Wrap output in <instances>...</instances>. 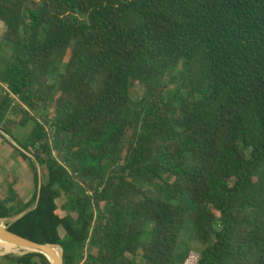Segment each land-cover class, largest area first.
I'll return each instance as SVG.
<instances>
[{"label":"trees","instance_id":"16d2710c","mask_svg":"<svg viewBox=\"0 0 264 264\" xmlns=\"http://www.w3.org/2000/svg\"><path fill=\"white\" fill-rule=\"evenodd\" d=\"M5 48L0 128L43 179L10 231L65 264H187L193 224L197 264H264V0H0ZM0 139L34 177L11 218L39 175Z\"/></svg>","mask_w":264,"mask_h":264},{"label":"rangeland","instance_id":"374dc122","mask_svg":"<svg viewBox=\"0 0 264 264\" xmlns=\"http://www.w3.org/2000/svg\"><path fill=\"white\" fill-rule=\"evenodd\" d=\"M11 50V49H10ZM9 48H5L2 55H1V59H0V70L2 68V70L0 71V75H4L6 69H7V65L10 61L11 58V53ZM12 52V51H11ZM10 54V56H9ZM54 81V80H53ZM1 93V90H0ZM31 129H33V125L31 124L28 128L26 129H20L17 130L16 132V136L17 138L24 142ZM15 152V151H14ZM18 156V153H7L6 151L3 152V155H1L0 157L3 158L2 160V164H0V203L3 204H13V202H16V200L18 201L19 199H14L15 198V193L14 191L11 189L10 185L15 183L16 180L18 181L21 177L22 174L21 172H18V170H15L12 168L13 163L15 162L16 157ZM28 170L31 172V175L33 176V172L31 171L30 167L28 168ZM34 178V177H33ZM34 183V180H33ZM35 187V186H34ZM34 187H33V193H34ZM12 191V194L10 193ZM66 202V198H62V200L60 201V205L64 204ZM15 217V216H14ZM61 234L64 235V231H61ZM145 240L148 241L150 240V235H146ZM182 241L184 244L181 246V252H183V250H190V259L188 261L187 264H197V261L199 259V254L202 250V244L199 242V240L195 237V231H194V225L193 224H188L186 227V231L184 232L183 236H182ZM18 250V249H17ZM25 251L23 250H18L15 252H10V253H0V257H3L5 255H23ZM131 258V257H130Z\"/></svg>","mask_w":264,"mask_h":264},{"label":"water","instance_id":"95a60500","mask_svg":"<svg viewBox=\"0 0 264 264\" xmlns=\"http://www.w3.org/2000/svg\"><path fill=\"white\" fill-rule=\"evenodd\" d=\"M0 135L4 137L5 140H7L16 149L23 152L28 157H30L32 160H34L37 170H38V175H39L38 194H37V200H36L35 206L15 217L0 218V242L12 245L16 247L18 250L25 251L23 254L25 253L42 254L50 261L51 264H65L64 263V249L62 248V246L55 245V244H39L37 242L26 239L10 231L9 226H8L9 224L17 222L22 217H24L27 213H29L31 210L37 208L39 201H40L41 191L43 187L42 169H41L40 164L36 161L35 157L31 153L26 151L18 143L16 139H14L11 135H9L2 128H0Z\"/></svg>","mask_w":264,"mask_h":264},{"label":"crops","instance_id":"0c3cea01","mask_svg":"<svg viewBox=\"0 0 264 264\" xmlns=\"http://www.w3.org/2000/svg\"><path fill=\"white\" fill-rule=\"evenodd\" d=\"M6 151L7 153H15L3 140L0 139V156L3 155V152ZM3 158L0 157V164H2ZM19 157L17 156L15 159V162L13 163L12 168L15 170H18V172H21L22 177L15 183L11 184L10 187L15 193L14 199H19L22 203H27L30 201L33 195V176L31 175V172L28 170L29 166L28 164H20L19 163ZM13 196L14 193L12 191L10 192Z\"/></svg>","mask_w":264,"mask_h":264},{"label":"bare ground","instance_id":"6f19581e","mask_svg":"<svg viewBox=\"0 0 264 264\" xmlns=\"http://www.w3.org/2000/svg\"><path fill=\"white\" fill-rule=\"evenodd\" d=\"M18 251L16 247L0 242V253H10Z\"/></svg>","mask_w":264,"mask_h":264},{"label":"built area","instance_id":"2783aa9c","mask_svg":"<svg viewBox=\"0 0 264 264\" xmlns=\"http://www.w3.org/2000/svg\"><path fill=\"white\" fill-rule=\"evenodd\" d=\"M87 257H88V246H86L84 259L80 262V264H85L87 261Z\"/></svg>","mask_w":264,"mask_h":264}]
</instances>
